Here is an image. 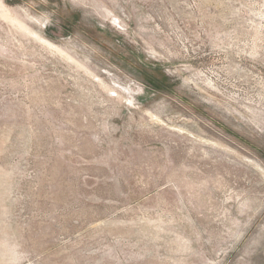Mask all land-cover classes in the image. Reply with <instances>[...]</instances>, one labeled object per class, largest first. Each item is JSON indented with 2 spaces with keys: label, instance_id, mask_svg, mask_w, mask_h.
<instances>
[{
  "label": "rangeland",
  "instance_id": "obj_1",
  "mask_svg": "<svg viewBox=\"0 0 264 264\" xmlns=\"http://www.w3.org/2000/svg\"><path fill=\"white\" fill-rule=\"evenodd\" d=\"M0 264H264V0H0Z\"/></svg>",
  "mask_w": 264,
  "mask_h": 264
}]
</instances>
